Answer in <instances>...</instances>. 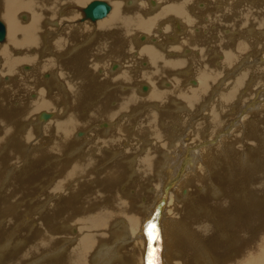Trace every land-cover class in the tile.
Wrapping results in <instances>:
<instances>
[{"label": "bare ground", "instance_id": "obj_1", "mask_svg": "<svg viewBox=\"0 0 264 264\" xmlns=\"http://www.w3.org/2000/svg\"><path fill=\"white\" fill-rule=\"evenodd\" d=\"M88 1L0 0V18L6 28L5 38L0 41L2 43L0 44V167L12 162L13 157L18 156L17 147L21 143L29 141L33 133L32 129H25L22 133L19 130L27 127L24 125L32 120H29L30 116L39 119L38 129L42 130L43 135L41 138L39 137L40 139L31 141L35 144L28 147L24 153L27 165L30 167L39 166L38 162L42 161L49 163L51 159L54 160V157L58 162L60 160L58 158L67 155L77 143L85 139L92 140L96 144L100 143V146L106 151L115 150L124 140L128 141V139L133 140L145 136H152L156 141L162 139L163 135L158 129V123L163 121L161 120L163 115L148 110V108L152 109V106L163 107L168 104L169 100L174 98H179L193 106V104L200 102L202 98L208 95V90L221 74L220 71L227 72L234 67L232 73H239V69L242 67L235 69L234 65L242 60V57L251 51V47L254 48L256 43L253 38V40L226 38L223 30L239 33L241 32L239 30L247 24L248 28L254 26L258 30L253 21L250 22V25L248 21L264 18V1L252 6V4H249L250 0H218L214 6L211 2V6L209 1L215 2L214 0H111V3L102 0L109 4L110 9L105 17L92 23L83 18V8L89 3ZM84 2L88 3L82 7ZM239 15L241 19H237ZM208 28L209 30H207ZM211 29L215 30L211 31ZM203 32H207V35L205 36ZM143 34L146 35L144 38H142ZM208 48H210L209 51L212 50V53L216 52L223 58L221 65L230 67L226 69L212 68ZM194 51H198L199 56H193ZM261 59V62L264 63V58ZM259 62L260 60L254 63ZM28 64H31V66L27 68ZM22 65H24V69L21 67ZM106 65L107 71L104 68ZM183 68L187 69L183 73L190 76L195 73L201 79L198 82V85L199 83L200 85L197 89L186 88L183 83L184 80L177 78L176 73ZM45 75H47V78H44ZM51 76L55 80H52ZM236 79L235 84L227 86H230V88L226 90V94L221 92L220 100H218L220 109L214 108L212 112L209 111V113L211 112L209 121L212 126L220 120L221 110L225 106L224 101L231 100L236 94L235 88L237 85L243 83L244 74L242 73L240 78ZM190 82L192 83L191 80ZM224 83L225 81L218 88L213 89V93L222 91L224 88L221 90V87ZM205 107L206 105L203 106V108ZM138 108L143 109L138 111ZM255 122L256 116L249 125L244 122L243 126L249 127L251 130H257L256 125L258 124H255ZM95 125L106 128L105 133L109 134H105L107 135L105 136L104 132H97V127L88 130L89 127ZM128 126H131V131L127 129ZM245 132L248 133L247 129ZM78 133L82 134L79 135ZM236 133L237 131L233 132L234 135ZM233 134L232 140L228 144L231 152L235 149ZM21 135L24 137L19 139L18 137ZM95 143L94 148L97 147ZM104 149L97 150V153L89 157L87 162H84V160H82L83 162L68 160L65 162L59 161L58 164L72 166L67 175L73 177L75 170L82 171L85 168L87 170L93 167L94 164L101 162L100 166L104 165L103 170H109V172L107 174L102 172V177H99L100 180L107 179L111 184H114L112 183L111 166L106 167L104 164L108 160L102 161L109 154L108 152L104 154ZM212 149H201L199 151L202 158L209 165V152H215V149L213 151ZM180 150H184V154H186V149L182 146L168 154L167 160L170 162L175 159V156L172 155H177ZM136 151L134 147L128 148L125 151L124 159H130L131 154ZM243 152L245 153L243 156L244 166H247L246 168H249V170H255L257 168L255 166L256 159H253L255 162L252 165L247 164L248 161H252V155L247 151ZM61 153L64 154L57 155ZM115 155L117 156V154ZM121 162L117 163L119 168H121ZM186 163L182 161V164L185 165ZM128 164L130 168L133 167L130 161ZM116 166L115 164L114 168ZM164 167L165 165L161 168L164 169ZM189 168L191 167H188L187 175H190ZM162 169L159 173L160 177L163 174ZM230 169L237 171L233 160ZM196 170H199L198 166ZM167 176L169 177L164 180L163 193L160 194L161 178L160 187L155 191L156 198L162 197V199L160 198L161 202H164L166 198L168 199L166 218H164L167 220L163 223L164 230L161 231L162 218L160 213H158V216L156 214V205L154 206L156 219L154 217L155 222L152 225L156 226V232L167 245L169 264H189L185 257V250L181 247V245L186 244L193 250L191 257L195 259V264H204L207 260L211 261L209 256H206L207 254L201 253L204 249L203 246H205L201 238L204 235L210 233L216 235L219 232L222 237H227L228 234L234 231L232 234L236 240L237 234H239L238 228H235L237 222L231 224L222 217V214L226 215V213L219 206L224 200L221 202L203 200L208 201L209 204H197L198 201H190V197H186L184 200V197L188 194L187 192L195 187H188L183 196L179 193L183 180L175 187V177L169 174ZM215 177L217 176L214 175L213 179ZM217 178H220V176ZM64 180L61 179L59 182L61 183ZM25 181L27 182V180ZM25 181L22 177L6 178L0 173V184L3 187L8 185L10 189L8 193L12 192L13 189L26 187ZM185 183H189L188 178H186ZM239 184L244 187H217L218 193L220 192L217 195L225 194L227 196L228 193L233 194V197H229L228 201L233 202L231 205L235 210L240 208L236 213L238 218L242 210L248 209L244 205L245 202L253 207L256 198L261 199L245 182L241 181ZM93 186L90 187L92 192L98 198L105 200L107 190L102 192L97 190L96 185ZM170 189H172L171 192H169ZM109 191L110 194L115 191L114 187H110ZM85 196L87 198L84 197V201L80 203L76 213L78 215L83 212L85 203L91 199L90 193ZM182 196L184 204H176V199L181 201ZM238 196L241 197V200L235 198ZM71 198L72 196L68 200ZM113 199L114 197L110 198L109 201L113 203ZM230 202L225 201L226 204H230ZM69 203L78 204L75 198L71 199ZM143 204H145L144 207L147 206L146 203ZM62 206L55 209L53 201L50 202L46 208V213H48L46 216L50 218L49 222L53 221L54 216L60 219L65 217L66 219L68 205L65 206L62 203ZM178 208H180L179 212L181 209L183 210L182 218L184 221L181 219L174 220L171 217L175 216ZM2 209L6 213H10L12 210L10 203L7 201L0 202V211ZM148 209L149 207L145 208L147 217L152 219L153 217ZM250 210L251 208L248 211L249 213ZM161 211L162 207L159 209V212ZM218 211L219 214L216 215L215 213ZM191 212H194L195 216L199 215L198 218L190 219ZM251 213L256 214L258 211L252 209ZM236 216L232 218L237 220ZM186 220L193 222V224L187 223ZM254 225L255 222L249 220V229H253ZM129 226L132 233L126 235L122 240L126 244L130 241L129 246H126L122 252L120 242L118 248V245H112L104 251L98 249L99 254L104 253V256H94L96 264H106L110 261H120L119 264H132L130 259L127 258L130 255L135 256L134 262L136 264H142V253L146 255V264H149L150 259L155 261V256L152 253L150 255L146 254V247H153V239L146 238V234L148 235L150 231L149 223H146L142 228L144 235L141 234L132 238L131 235L138 226L135 227L130 224ZM224 227L228 229V232L225 231ZM55 230L57 229L48 230L46 227V231L41 234L44 241H40L45 242L46 245H37L33 251L29 247L21 248L19 252L17 251V254L6 259L0 255V264H17L21 260L22 251L25 257L29 258L35 251L47 248L48 243L52 242L53 233L57 232ZM95 232L97 230H88L82 234L80 239H73L67 245L65 244L56 249L55 247L52 248L41 260L55 256L53 260L51 259L44 264H66L71 259H77L79 255L83 258L89 256L92 248L90 236L94 237ZM47 233L49 234L47 235ZM58 235L61 234L58 233ZM235 240L234 243L229 240L233 246V248L230 246L234 256L232 264L243 261L239 256L236 258L235 252L237 251L240 252L239 255L248 254L242 264H260L262 258L254 254L251 255V251H246L245 248L243 250L239 249ZM131 246L138 248V259L136 253L135 255L130 254L133 250ZM70 247L71 250L69 251ZM86 247H88V252L85 250ZM197 247L201 252L196 251ZM61 252L65 253L58 255ZM171 254L174 258H171ZM126 255L128 256L126 257Z\"/></svg>", "mask_w": 264, "mask_h": 264}, {"label": "rangeland", "instance_id": "obj_2", "mask_svg": "<svg viewBox=\"0 0 264 264\" xmlns=\"http://www.w3.org/2000/svg\"><path fill=\"white\" fill-rule=\"evenodd\" d=\"M107 1L111 3V0ZM214 1L215 2L209 1V5L212 2L214 6L218 0ZM263 1L264 0H250L249 4L256 6ZM88 2H84L82 7ZM78 11L79 10L77 9V12ZM239 17L240 15L237 16V19H241ZM252 21L258 30H256L254 26H250L248 28L247 23L249 22L250 25V22ZM248 22L246 23L247 25L242 28L244 31L240 29L239 31L241 32L239 33L223 30V34L226 38L234 37L242 40H249L253 38L254 40H252L255 41L256 45L254 48L252 46L251 51L245 54L242 57V60L234 65L235 69L242 67L239 69V73L244 74L243 83L237 85L235 88L236 94L231 98V100L224 101L225 106H223V109L221 110L219 122L213 124L212 126L209 121L211 119V112L214 108L220 109L218 100H220L221 92L226 94V90L230 88V86H227L229 84L233 85V83L237 80L236 78H240L241 74L238 75L239 73L236 72L232 73L234 67L229 69L227 72L220 71L221 74L217 80L211 84L208 90V95L205 98H202L200 102L193 104V106H190L187 102L182 101L179 98H174L169 100L168 104L163 107L158 108L156 106H152V109L148 108V110H153L163 115V118L161 119L163 121L158 123V129L160 130L161 135H163L162 139L156 141V139L152 136L134 138L133 140L128 139V141L124 140V142L121 143L119 147L115 148V150L107 151L100 146V143L96 144L92 140L85 139L82 142L77 143L67 155L58 158L60 159V162L68 160H78L77 162H83L82 160H84V162H87L89 157L92 155L94 156L95 153H97V150L104 149V154H107V152L109 154H107L106 159H103L102 161L105 162L104 160H108L104 164L106 167L111 166L110 171L113 175L112 183L114 184H111L109 180L107 181V179L100 180L99 177H102V172H106V174L109 172V170H103L104 165L100 166L101 162L94 164L93 167L87 169L88 171L86 168L82 171L75 170L73 177H68L67 175V172L72 169V166H68L67 164H58L59 161L57 162L55 157V161L51 159L49 163H44L45 161L38 162L39 166L30 167L27 165L24 153L28 147L35 144L31 143V141L40 139L43 136L42 130L38 129V126L40 125L39 119L37 117L32 118L30 116L29 120H32L24 125L27 127L19 130V132L22 133L25 129H32L31 131L33 133L31 134L29 141L21 143L17 147L18 156L13 157L12 162H8L4 164V166L0 167V173L6 178L22 177L24 181L27 180V182L25 181L26 187L23 189H20L21 187L13 189L10 193H8V191H10L8 185L3 187V185L0 184V202L3 203L4 201H7L10 203L12 208L10 213H6L3 209L0 211V255L6 259L7 257H12L14 254H17V251L19 252L21 248L29 247L31 251H33L37 245H46L45 242H42L44 239L41 238V234L46 231V227L48 230H53L54 228L57 229L55 230L57 232L53 233V237H51L52 242L48 243L47 248H41L32 253L29 258H26L24 252L22 251L21 260H19L17 264L37 263L43 258V256L46 255L47 252H50L52 248L55 247L56 249L65 244L67 245V243L72 242L73 239L78 240L82 237V234L86 233L88 230H97V232L94 233V237L90 236L92 241L90 255H87L84 258L79 255L77 259H71L66 264H96L94 256H104V253L99 254L98 249H103L104 251L112 245H118V248L120 243L122 252L123 249L130 244V241L127 244L122 242L126 235L132 233L129 224L137 227L140 222L136 231L131 235V238L137 237L141 234L144 235L142 233L143 226L146 223H149V226L152 225L155 222L156 214L158 216V213H160L162 218L160 227L161 231L164 230L163 223L167 220L164 218H166L165 213L168 205V199L166 198L164 202H161L162 197L156 198L155 191H157L158 187H160L159 184L161 178L162 185L160 194L163 193L162 188H164V180L169 177L167 176V174H169L175 177V187H177L181 180H183L181 184V191H179V193L183 196L188 187H195L192 188L191 191L187 192V195L185 194L186 196L184 197V200L186 197H190L189 200H197V204H209V200L216 202L224 200L221 206H219L220 208H223L226 213V215L222 214V217L227 219V221L231 224H236L237 222L235 228H238L239 234H237L236 240L232 234L234 231L228 234L227 237H222L219 232L216 235H214V233H210L209 235H204V237L201 238L205 244V246H203V252H201L198 247L196 248V251L207 254L206 256H209L211 259V261H205L204 264H232L234 256L232 255L231 249L233 246L229 240L232 243H234L235 240L239 249L243 250L245 248L246 251H251V255L254 254L259 256V258H262L260 264H264V63L261 62V58H264V18L262 20L252 19ZM22 23H24V21H22ZM246 27L247 30L245 31ZM207 30H209V28ZM214 30L215 29H211V31ZM203 34L206 36L207 32H203ZM145 36L146 35L143 34L142 38ZM209 50L210 48H208V53H210L209 59L212 64V68L217 69L220 67V69H226L230 67L228 65L225 67L221 65L223 58H221L216 52L212 53V50ZM197 54L198 51L193 52V56H199L200 53L198 55ZM260 56L262 57L260 58ZM259 60V63H254ZM23 66L24 65L21 67L24 69ZM29 66H31V64H28L26 67L28 68ZM104 68H106L107 71V65ZM185 70L187 69L183 68L181 71L176 73L178 76L177 78L184 80L183 83L186 88L197 89L200 85V83L198 85V82L201 81V79L195 73L191 76L183 73ZM44 78H47V75H45ZM52 80H55L54 77H52ZM166 80L170 81L169 79ZM223 81H225V83L222 85L221 90L223 88L224 89L220 92L216 91L214 94V91L212 90L216 87L218 88ZM142 93L146 94L144 92ZM205 105L206 107L203 108ZM142 109L143 108H138V111H142ZM210 110L211 112L209 113ZM232 112H234V115ZM255 116V124H258L256 125L257 130H251L249 127L243 126L244 122L249 125ZM113 125L114 124L112 123V126ZM95 127L97 126L95 125L94 127H89L88 130L90 128L94 129ZM127 129L131 131L132 128L131 126H128ZM246 129L248 131L247 134L245 132ZM96 130H98L97 132H104V135L107 134L105 133L106 128L97 127ZM234 131H237L235 135L233 134ZM232 134L235 137V149L233 152L229 150L228 145L232 140ZM22 137L24 136L21 135L18 138L21 139ZM94 143L97 146L96 148H94ZM182 146L186 149V154H184V150H180L177 155H172L175 156V159L169 162L167 160V155ZM131 147H134L137 151L131 154L130 159H124L125 151ZM201 149H212V151L215 149L214 153L209 152L210 165L204 158H202L201 153H199ZM243 151H247L252 155V161H248L247 164L252 165L253 162H255L253 159H256L255 166L257 168L255 170H249V168H246L247 166H244L245 163L243 161V156L245 153ZM62 154L64 153L57 155ZM115 154H117V156ZM144 158L145 161L143 160ZM153 158H155V160H153ZM184 158H186V160H184ZM110 159L112 160L109 161ZM232 160L237 167V171L230 169ZM119 161H122L120 164L121 168H119V165L117 164ZM129 161L133 165L132 168L129 167ZM182 161L187 163L184 165L182 164ZM115 164L117 166L114 168ZM163 165H165L164 169L161 168ZM197 166L199 167V170H196ZM188 167H191L189 168L190 175H187ZM161 169L163 174L160 177L159 173ZM214 175L217 177L220 176V178L215 177L213 179ZM30 176H33V178ZM186 178L189 179L188 184L185 183ZM61 179L65 180L60 183L59 181ZM241 181L245 182L246 185H249V187H251L252 190L259 195L258 198L261 199L258 200L256 198L253 207L248 205V202H243L248 209L242 210V213L238 218L236 213L240 210V208L235 210L233 205H231L233 202L228 201L229 197H233V194L228 193L227 196H225V194L217 195L220 193H218L217 187H244L239 184ZM93 185H96L97 190H101L102 192L107 190L105 200H103V198H98L97 195L92 192V188L90 187H94ZM110 187H114L115 189V191L111 194L109 191ZM171 190L172 189H170L169 192H171ZM88 193L91 194V199L89 202L85 203L83 212L79 215L76 214L80 203L84 201V197H86L85 195ZM78 195H80V197H78ZM71 196V199H77L78 204L69 203L71 199H68ZM183 196L181 197V201L176 199V204H184L182 199ZM113 197V203H111L109 199ZM224 197L226 199H223ZM235 198L237 200H241V197L239 196ZM52 201L55 209L58 208V206H62V203H64L65 206L68 205L66 209L68 212L66 219L65 217L60 219L57 216H54L53 221L49 222L50 218L46 216L48 214L46 213V208ZM225 201L230 202V204H226ZM175 202L173 203L174 205ZM143 203H146L147 206L144 207L145 204ZM155 205L158 209V212L156 209V214L154 210ZM148 207V211L153 217L152 219L147 217L145 208ZM161 207L162 211L159 212ZM250 208L251 210L249 213L248 211ZM252 209L257 210L258 213H251ZM179 210L180 208L176 209L177 212L175 213V216H171L174 220H183V210L181 209L180 212ZM215 214L218 215L219 211ZM198 216H195L194 212H191L190 219L194 220L195 218H198ZM235 216L237 220L232 218ZM249 220H253L255 222L253 229H249L248 227ZM186 222L193 224V222L188 220H186ZM224 228L225 231L228 232V229L226 227ZM156 230L157 228L155 226L154 230L150 229L148 235L146 234V238L153 239V247L147 246L146 254L150 255L152 253L155 256V264H169L167 245ZM58 233L61 235H58ZM48 234L49 233H47V235ZM233 238L234 240H232ZM179 245H181V243H179ZM230 246L232 247L231 249ZM131 247L133 250L130 254L135 255L136 253L138 259V248L136 246ZM181 247L185 250V257L187 258L188 263L195 264V259L191 257L193 251L191 250V247L187 246V244L184 246L181 245ZM70 250L71 247L69 248V251ZM85 250L88 252V247H86ZM64 253L61 252L58 255ZM239 254V251L235 252L236 258L239 256L240 259H243V261L238 264H242L246 260L248 254ZM142 255V264H146V255L144 253H142ZM127 256L128 255H126V257ZM54 257H46L45 260L43 259L37 264H44L51 259L53 260ZM118 257L120 258V256ZM134 257L135 256L133 255L127 257L130 259L132 264H136L134 262L136 258L134 259ZM172 257L173 254H171V258ZM119 262L120 261H110V263L106 264H119Z\"/></svg>", "mask_w": 264, "mask_h": 264}, {"label": "water", "instance_id": "obj_3", "mask_svg": "<svg viewBox=\"0 0 264 264\" xmlns=\"http://www.w3.org/2000/svg\"><path fill=\"white\" fill-rule=\"evenodd\" d=\"M110 9L108 3L102 0H92L83 8V18L92 22L102 19ZM5 24L0 20V41L5 38ZM81 135L82 133H78Z\"/></svg>", "mask_w": 264, "mask_h": 264}, {"label": "snow or ice", "instance_id": "obj_4", "mask_svg": "<svg viewBox=\"0 0 264 264\" xmlns=\"http://www.w3.org/2000/svg\"><path fill=\"white\" fill-rule=\"evenodd\" d=\"M149 227H150V229L154 230V227H155V226H154V225H150ZM150 234H151V233H150ZM149 264H155V261H153V260L150 259V260H149Z\"/></svg>", "mask_w": 264, "mask_h": 264}, {"label": "flooded vegetation", "instance_id": "obj_5", "mask_svg": "<svg viewBox=\"0 0 264 264\" xmlns=\"http://www.w3.org/2000/svg\"><path fill=\"white\" fill-rule=\"evenodd\" d=\"M90 1H92V0H90ZM90 1H89V2H90Z\"/></svg>", "mask_w": 264, "mask_h": 264}]
</instances>
